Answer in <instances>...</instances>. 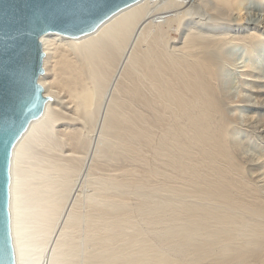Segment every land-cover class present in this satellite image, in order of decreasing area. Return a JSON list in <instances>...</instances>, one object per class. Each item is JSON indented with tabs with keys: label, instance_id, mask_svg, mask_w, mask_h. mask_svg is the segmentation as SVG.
Returning <instances> with one entry per match:
<instances>
[{
	"label": "bare ground",
	"instance_id": "obj_1",
	"mask_svg": "<svg viewBox=\"0 0 264 264\" xmlns=\"http://www.w3.org/2000/svg\"><path fill=\"white\" fill-rule=\"evenodd\" d=\"M40 41L43 108L9 156L13 264L264 263V0H137Z\"/></svg>",
	"mask_w": 264,
	"mask_h": 264
},
{
	"label": "water",
	"instance_id": "obj_2",
	"mask_svg": "<svg viewBox=\"0 0 264 264\" xmlns=\"http://www.w3.org/2000/svg\"><path fill=\"white\" fill-rule=\"evenodd\" d=\"M137 0H0V264H13L8 184L10 149L40 114L44 72L40 37L49 32H89L113 12Z\"/></svg>",
	"mask_w": 264,
	"mask_h": 264
},
{
	"label": "rangeland",
	"instance_id": "obj_3",
	"mask_svg": "<svg viewBox=\"0 0 264 264\" xmlns=\"http://www.w3.org/2000/svg\"><path fill=\"white\" fill-rule=\"evenodd\" d=\"M242 4L244 3L243 1L241 2ZM250 13V16L252 15V17L254 16V12L252 11H248V13L247 14H249ZM246 16V15H245ZM247 17V16H246ZM249 17V16H248ZM233 18H234V20L232 21V22H234L235 24H236V22H235V20H238V19H236V18H239V14H234V16H233ZM238 22V21H237ZM172 36H175V33H173L172 32ZM234 69H232V77H233V79L234 80H236L237 78L238 79H240V77H239V75H238V71L237 70H239L238 68L236 69V70H234ZM237 75V76H236ZM241 85H243L242 83H241V81L239 82V84H238V87H237V89L239 90L240 89V86ZM243 92V96H245V97H247L248 96V94H249V91L248 90H245V91H242ZM246 101V102H245ZM238 105H236V107H233L232 109V111H231V113L232 114H235V115H237L238 116V118H239V120H242V117H243V119H244V116L245 115H248V114H251V111H250V106H249V104H251V103H249L248 104V101L247 100H244V101H239L238 103H237ZM248 106V107H247ZM242 113V114H241ZM245 113V114H244ZM248 113V114H247ZM232 131V130H231ZM237 140H240L241 141V137L239 136L238 137V139ZM249 148V149H248ZM247 149H248V152H251L252 151V149L250 148V147H247ZM250 150V151H249ZM87 161H85V165L86 166H83V171H81V173H80V176H79V179H78V183L79 182H81L82 184H83V189H84V194H86L87 192H89V190H90V186H91V182H90V180L91 179H93V175H91L92 173H91V171H92V169L91 168H89V164H91L90 162H91V158L90 157H88L87 159H86ZM86 162H87V164H86ZM89 162V163H88ZM97 170V172H95V174L96 173H98V172H102V170L100 169H96ZM90 174H89V173ZM94 172V171H93ZM86 173H88L87 175H86ZM81 180V181H80ZM70 227L69 228H67L66 229V233H69L70 232ZM262 253H263V258H264V249H263V251H262ZM254 264H264L262 261H256L255 260V262H254Z\"/></svg>",
	"mask_w": 264,
	"mask_h": 264
}]
</instances>
